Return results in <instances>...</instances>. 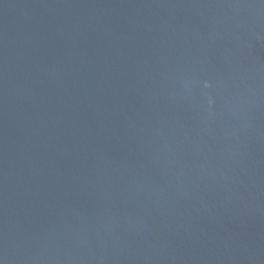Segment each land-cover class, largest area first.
Instances as JSON below:
<instances>
[{
  "label": "water",
  "instance_id": "water-1",
  "mask_svg": "<svg viewBox=\"0 0 264 264\" xmlns=\"http://www.w3.org/2000/svg\"><path fill=\"white\" fill-rule=\"evenodd\" d=\"M0 264H264V0H0Z\"/></svg>",
  "mask_w": 264,
  "mask_h": 264
}]
</instances>
